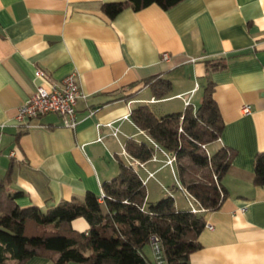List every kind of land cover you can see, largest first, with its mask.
Segmentation results:
<instances>
[{
	"label": "crops",
	"instance_id": "crops-1",
	"mask_svg": "<svg viewBox=\"0 0 264 264\" xmlns=\"http://www.w3.org/2000/svg\"><path fill=\"white\" fill-rule=\"evenodd\" d=\"M115 1L123 0H0V180L10 170L8 191L22 192L17 205L44 212L87 192L99 196L119 162H127L126 142L146 139L125 116L141 104L157 117L182 111L178 95L192 91L196 108L211 82L224 123L219 144L236 155L221 182L227 197L202 212L201 246L189 261L264 264V186L253 184L254 158L264 152V0H182L109 19L101 7ZM37 69L45 75L36 77ZM73 72L86 96L77 102L73 129L53 113L16 121L39 84L49 88ZM155 76L170 81L171 91L151 103L146 81ZM154 157L138 169L146 194L168 167L161 152ZM182 196L180 205L174 195L175 206L187 211ZM78 222L76 230L87 229ZM25 264L53 263L33 257Z\"/></svg>",
	"mask_w": 264,
	"mask_h": 264
},
{
	"label": "trees",
	"instance_id": "trees-1",
	"mask_svg": "<svg viewBox=\"0 0 264 264\" xmlns=\"http://www.w3.org/2000/svg\"><path fill=\"white\" fill-rule=\"evenodd\" d=\"M181 1L123 0L104 3L101 9L114 19L125 9L138 11L157 4L166 10ZM146 83L157 100L170 94L167 79L155 76ZM213 92V83L208 82L199 106L189 105L161 117L145 104L137 106L129 118L146 139L125 144L126 153L142 163L157 151L174 155L178 184L205 211L217 210L227 197L221 182L236 155L219 144L224 123ZM253 167V184L264 186V152L256 154ZM9 184L10 170L0 180V264H25L33 257L53 264H156L153 238L164 264H190V255L201 246L203 214L190 212L186 200L187 211L176 209L173 191L180 190L179 186L167 189L173 197L166 190V197L147 204L143 180L123 161L116 177L102 185L103 198L87 192L81 200L65 201L45 212L33 206L19 207L15 200L22 192H9ZM78 218L86 222V230L71 226Z\"/></svg>",
	"mask_w": 264,
	"mask_h": 264
},
{
	"label": "built area",
	"instance_id": "built-area-1",
	"mask_svg": "<svg viewBox=\"0 0 264 264\" xmlns=\"http://www.w3.org/2000/svg\"><path fill=\"white\" fill-rule=\"evenodd\" d=\"M163 58L167 59L168 55L163 54ZM45 73L41 69H37L35 71V76L40 77L44 76ZM193 91L190 93V96H182L178 95L180 99L183 101V107H187L190 104V97ZM85 94L81 90L79 84L78 75L73 72L65 77H63L59 82L52 83L49 88L44 87L43 85H38L35 93L27 99L19 108L18 112L15 116V119L19 123L28 124L29 121L38 119L46 114H56L62 120V126L65 128L73 129L77 123L76 120V105L79 100L85 99ZM158 100L155 98H151L150 102L155 103ZM250 105H243L241 107V111L244 114L250 113ZM126 119H129V115L125 116ZM111 127V124H108ZM117 130H114L112 135L116 136ZM155 148L157 146L155 145ZM158 149V148H157ZM161 151V150H160ZM161 153L166 157L165 163L170 166L173 170V175L176 179L175 169H173L175 163V156L172 154H167L163 151ZM14 157V153L10 154ZM124 155L127 158V165L133 168L136 172H138L139 168H143V163L139 162L136 159L130 157L124 150ZM155 160V157H152ZM153 173H148V177L152 176ZM143 184H145V180H143ZM176 184L179 186V189L183 193L185 200L189 205L190 212L192 213H200L204 212V208L197 202V200L191 196L185 189H183L177 182ZM167 193L173 197V194L167 190ZM103 198V193L101 190L99 199ZM211 227V226H209ZM152 249L155 255L156 264H164V261L161 257L160 248L156 239H152Z\"/></svg>",
	"mask_w": 264,
	"mask_h": 264
},
{
	"label": "rangeland",
	"instance_id": "rangeland-1",
	"mask_svg": "<svg viewBox=\"0 0 264 264\" xmlns=\"http://www.w3.org/2000/svg\"><path fill=\"white\" fill-rule=\"evenodd\" d=\"M155 106H158V104H156ZM181 112V110H178V112ZM176 113V112H175ZM173 169H176L175 165L173 166ZM173 170L170 166H168L166 169H164V171L162 173H160L156 178V179H151L148 182L147 185V196L149 197V204H155L157 201H159L161 198L166 197L167 195L162 191L164 190V187H166V184H168L169 188H173L176 185V179L173 175ZM160 185L163 186V188L161 189ZM173 194L175 195V201L176 203H179L180 205H182V200L180 198V194L181 191L176 189L173 191ZM183 198V196H182ZM184 201V205L187 206V203L185 201V199L183 198ZM78 221H81L82 223H85L83 221V219H77L74 222H72V227L75 229H79L80 228V223ZM146 253L148 252V254L150 253V249L146 248ZM150 255V254H149Z\"/></svg>",
	"mask_w": 264,
	"mask_h": 264
}]
</instances>
